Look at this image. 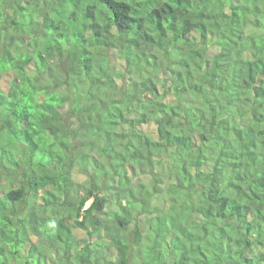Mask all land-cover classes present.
<instances>
[{"label": "trees", "instance_id": "16d2710c", "mask_svg": "<svg viewBox=\"0 0 264 264\" xmlns=\"http://www.w3.org/2000/svg\"><path fill=\"white\" fill-rule=\"evenodd\" d=\"M0 264H264V0H0Z\"/></svg>", "mask_w": 264, "mask_h": 264}, {"label": "rangeland", "instance_id": "374dc122", "mask_svg": "<svg viewBox=\"0 0 264 264\" xmlns=\"http://www.w3.org/2000/svg\"><path fill=\"white\" fill-rule=\"evenodd\" d=\"M143 128H144L145 130H151V127H150L149 125H144ZM80 178L83 179L82 176H81ZM88 203H90V201H89ZM78 235L82 237V236H83V233H82L81 231H78Z\"/></svg>", "mask_w": 264, "mask_h": 264}]
</instances>
